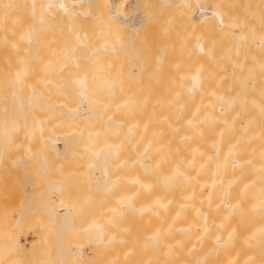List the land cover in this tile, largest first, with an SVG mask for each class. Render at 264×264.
Returning a JSON list of instances; mask_svg holds the SVG:
<instances>
[{
	"label": "bare ground",
	"instance_id": "obj_1",
	"mask_svg": "<svg viewBox=\"0 0 264 264\" xmlns=\"http://www.w3.org/2000/svg\"><path fill=\"white\" fill-rule=\"evenodd\" d=\"M263 9L0 0V165L18 129L39 141L32 161L49 155L36 173L46 192L0 210V264H98L132 211L153 222L126 264H264ZM52 150L86 181L60 158L49 177Z\"/></svg>",
	"mask_w": 264,
	"mask_h": 264
},
{
	"label": "rangeland",
	"instance_id": "obj_2",
	"mask_svg": "<svg viewBox=\"0 0 264 264\" xmlns=\"http://www.w3.org/2000/svg\"><path fill=\"white\" fill-rule=\"evenodd\" d=\"M260 6H262V3L260 4ZM263 7V6H262ZM263 11H264V9H263ZM262 13H264V12H262ZM263 16H264V14H263ZM262 16V17H263ZM45 109V108H44ZM52 109H54V108H52ZM38 113H40V114H42V113H45V110L44 111H41V110H39L38 111ZM20 131H21V129H18L15 133H14V135H11V138L9 139L8 138V140L6 139V141H7V143H6V141H5V150H3L2 149V151H4L3 152V160H2V163H1V165H0V186H2V187H0V192H2V193H0V210H3V211H5L6 209H8L9 207H12V205H13V208H17L18 206H20V205H22V199H24L25 197L27 198V196H29V193L31 194L32 192H33V190L35 189V190H40L41 191V189H43L42 190V192H40V191H34V192H37V194H39V193H43V192H46V188H47V183L46 182H48L49 180H45V182H41L40 180H42V179H40V177H43L44 179L46 178V177H44V176H41V175H39L38 177H37V174L36 173H40V167H41V164L40 163H42L41 162V160L42 159H44L45 157L44 156H46V158L45 159H47L48 157H49V155H48V152L46 151V153H45V155L44 156H42V157H44V158H42L41 157V160L40 159H35V160H31L30 159V157L32 158L33 157V153H35V150H42L41 148L40 149H38V144H39V141H37V146L35 145V143H33V141L35 140V138H32L31 139V137L28 135V137L26 136L27 135V133L26 132H24L23 131V133H22V137H20L21 135H20ZM5 132V124L4 123H0V148H3V142H4V137H2ZM25 133H26V135H25ZM20 137V138H19ZM26 137V138H25ZM15 138H16V140H15ZM23 138H25L26 140H27V142L26 143H24V140H23ZM29 140V141H28ZM38 140V139H37ZM14 141V142H13ZM36 141V140H35ZM29 142H31L33 145H29ZM45 145V148H47V146H46V144H43V146ZM35 146V147H34ZM39 147H40V145H39ZM50 148V147H49ZM32 149H34V152H33V150ZM26 150H27V153H26ZM32 150V151H31ZM45 150V149H44ZM21 151H23V155H22V152ZM53 151V150H52ZM50 152V157H51V160H49V166H50V170L47 172V174H49L50 172H51V169L53 170V168H55V171H54V176H52L53 175V173H51V174H49V175H51V176H49V177H51V178H58L59 176H60V174L62 175V171L60 172V174H55V173H57V170L56 169H58V165H57V163H59L58 161H60L59 160V158L61 159V157H59L58 155H57V153L56 152ZM31 152H33V153H31ZM13 156V157H12ZM24 156V157H23ZM26 156V157H25ZM56 156H58V158L56 157ZM68 156H70L69 154L67 155V157H66V159H67V161H66V159L65 158H62L61 160H62V163H65V165L63 164L62 165V163H60L61 165H62V167L61 168H63L64 169V171H63V173H65L66 174V176L68 177V176H70L71 174H69L70 172H72L73 171V173L75 172V174L73 175V179H75V178H77V180L78 181H80V179H82V182H83V178L82 177H84L85 178V181H86V172H87V170L85 171V172H83V170H81V171H79V172H82V173H80L79 175L80 176H82L81 178H78V174L76 173V171H78V170H72V171H70L69 172V170H70V168L72 169V168H74L75 166L73 165L74 163H76L75 161V159L74 158H68ZM40 157V156H39ZM38 157V158H39ZM23 158H25L24 160H27V162H28V159H29V161L31 160L32 162V164L31 163H29V165H28V163H27V165H25V167L24 166H22V165H19V161H22V159ZM35 157H33V159H34ZM37 158V157H36ZM44 159V160H45ZM69 159V160H68ZM75 160L74 162L72 161V160ZM55 160H58L57 162H55ZM72 162H71V161ZM43 161V160H42ZM69 161V162H68ZM79 161V160H78ZM80 162V164H81V162H82V160H80L79 161ZM78 162V163H79ZM7 163V164H6ZM35 163H37L36 165H35ZM68 163V164H67ZM84 162H82V164H83ZM31 164V165H30ZM56 164V165H55ZM60 164H59V166H60ZM71 164L74 166V167H72L71 166ZM38 165V166H37ZM22 166V167H21ZM55 166H57V168L55 167ZM64 166H66L65 168H64ZM69 166V167H68ZM77 166V168L79 169V165H76ZM28 167V168H27ZM29 167H30V169H29ZM80 167H82L83 168V165H81ZM23 168V169H22ZM25 168V169H24ZM11 169H13V170H11ZM27 169V170H26ZM62 169V170H63ZM86 168L84 167V170H85ZM23 170H25V171H23ZM32 170H33V172H32ZM59 170V169H58ZM80 170V169H79ZM14 171V172H13ZM22 172V173H21ZM24 172V173H23ZM26 172V173H25ZM30 172V173H29ZM42 172V171H41ZM53 172V171H52ZM59 172V171H58ZM32 173V174H31ZM34 173V174H33ZM67 173H68V175H67ZM72 173V174H73ZM84 173V174H83ZM23 174V175H22ZM26 174V175H25ZM41 174H43V173H41ZM77 174V175H76ZM81 174H83V175H81ZM21 175V176H20ZM25 175V176H24ZM36 175V176H35ZM44 175V174H43ZM75 175L77 176V177H75ZM22 176H24V177H28V181L30 180V179H32L34 182L35 181H38V183L37 182H35L36 184H34V183H32V181H31V183H27L28 181L26 180L25 182H24V179H26V178H24V177H22ZM33 178H32V177ZM35 176V177H34ZM48 176V175H47ZM58 176V177H57ZM10 177V178H9ZM36 177H37V180H36ZM66 177V178H67ZM10 179L8 182L6 181V179ZM19 178V179H18ZM30 178V179H29ZM50 178V179H51ZM61 178V177H60ZM65 179V178H64ZM63 179V180H64ZM23 180V182H21ZM63 180H61L60 179V182H63ZM67 180V179H66ZM71 181H72V179H70ZM77 180H73L72 182H75V184H78V183H76L77 182ZM17 181H20V182H17ZM29 181V182H30ZM44 181V180H43ZM13 182V183H12ZM64 182H67L68 183V181H64ZM71 182V184H74V183H72ZM15 183V185H13ZM20 183V184H19ZM85 184H86V182H84ZM83 183V184H84ZM64 185L66 184V183H63ZM83 184H81V182H80V185H83ZM84 184V185H85ZM9 185L10 187H7V186ZM14 187H13V186ZM38 185V186H37ZM44 185H45V187H44ZM67 185V184H66ZM79 185V186H80ZM83 185V186H84ZM43 186V187H42ZM72 186V185H71ZM78 186V185H77ZM77 186L75 185V187L77 188ZM132 186H134V185H132ZM131 186V187H132ZM7 187V188H6ZM73 187H74V185H73ZM74 187V188H75ZM39 188V189H38ZM45 188V189H44ZM70 188V187H69ZM75 188V189H76ZM80 188V189H79ZM82 188H84V187H82ZM74 189V190H75ZM81 190V187H78L76 190H75V192H72V193H74V194H77V190ZM132 189V188H131ZM134 189V188H133ZM27 190V191H26ZM30 192H29V191ZM45 190V191H44ZM7 191H8V193H7ZM21 191H22V193H23V196L20 198V196H21ZM32 191V192H31ZM68 191H71V190H68ZM6 192V193H5ZM25 192V193H24ZM79 192V191H78ZM20 193V194H19ZM26 193H27V196H25L26 195ZM71 192H70V194H72ZM25 194V195H24ZM33 194V193H32ZM31 194V195H32ZM45 194V193H44ZM20 195V196H19ZM54 197H56V194H52ZM4 196V197H3ZM24 197V198H23ZM17 198H19V199H17ZM7 199H8V201L9 202H7ZM12 199H13V201L15 202H12ZM15 200H17V203H19V204H17L16 203V201ZM10 201H11V203H10ZM5 202H6V205H7V207L6 206H4L5 205ZM7 203H9V204H7ZM2 205H3V208H2ZM9 206V207H8ZM15 206V207H14ZM6 207V208H5ZM0 213H2V211H0ZM132 215V218L131 217H129V216H131ZM45 219H47L46 217H44ZM44 218L42 219V220H44ZM130 218V219H129ZM140 218H142V219H140ZM151 217H149V216H147L146 218H144V216L142 215V214H137L136 212L134 213V211H132L131 213H129V215L127 214V219L126 218H124L125 220H120V223H119V227H120V229L118 228L117 229V232H118V235L119 236H122V238H119V240L117 241V243L112 247V248H110V247H106L105 246V248L102 250V254H101V258H100V263H99V260H98V264H101L102 263V261H105L106 262V260L108 259V260H110L111 262V264H123L122 262H124V257H128L129 259H130V256H129V254L130 253H127V248H128V246H134L135 247V245L137 244V243H135V241L133 240V238H134V236H138V234L140 235V233H141V229H140V226L142 227V223H143V226H149L148 227V229H151L150 228V225H152V224H148V222L150 223V221L151 222H153V218L152 219H150ZM40 219V220H41ZM123 219V218H122ZM140 219V220H139ZM146 219H150L149 221H147V222H144V221H146ZM41 220V221H42ZM143 220V221H142ZM49 221V220H48ZM45 222H47L46 220L44 221V223ZM43 222H42V225L44 226V228L46 227L45 226V224H44ZM145 223H147L148 225H145ZM47 224V223H46ZM124 224V225H123ZM51 225V224H50ZM48 227V226H47ZM46 227V228H47ZM51 227H52V225H51ZM50 227V228H51ZM53 228V227H52ZM144 230H146V228H144V227H142ZM138 230H141L140 232H138ZM136 234V235H135ZM54 236V235H53ZM52 237V236H51ZM31 238V239H30ZM54 238V237H53ZM137 238V237H136ZM28 239L29 240H32V236H29L28 237ZM135 239V238H134ZM82 242V241H81ZM79 245H82L81 243H78ZM137 247L138 246H136L135 248V251H137ZM81 252H83V254L87 251L86 250V248L85 247H83V246H81ZM119 248V249H118ZM79 249H80V247H79ZM113 251V252H112ZM134 251V250H133ZM138 251H139V253L141 252L140 251V249L138 248ZM117 253V254H116ZM119 253V254H118ZM138 253V252H137ZM136 252L134 253V254H130V255H132V257L135 255V257L137 256L136 254H137ZM103 254H105V255H103ZM128 254V255H127ZM141 254V253H140ZM111 255V256H110ZM106 256V258H104V257ZM134 257V259H136ZM137 257H139V255L137 256ZM103 258L105 259V260H103ZM132 260L131 261V264H133L134 262H135V260ZM138 259V258H137ZM137 259H136V261H137ZM102 260V261H101ZM126 260H128V259H126ZM125 260V262H128V261H126ZM131 260V259H130ZM129 260V261H130ZM151 260V259H150ZM134 261V262H133ZM124 262V264H126ZM109 263V264H110ZM137 262H135L134 264H136ZM102 264H105V263H102ZM106 264H108V262L106 263ZM130 264V263H129Z\"/></svg>",
	"mask_w": 264,
	"mask_h": 264
}]
</instances>
